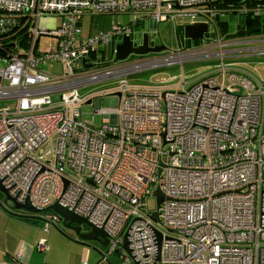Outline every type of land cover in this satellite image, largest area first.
<instances>
[{
  "label": "built area",
  "instance_id": "2783aa9c",
  "mask_svg": "<svg viewBox=\"0 0 264 264\" xmlns=\"http://www.w3.org/2000/svg\"><path fill=\"white\" fill-rule=\"evenodd\" d=\"M223 1L0 0V100L13 102L0 106V184L19 203L28 197L46 209L57 201L103 228L108 243L97 264L114 253L124 264H152L157 234L155 264H264V79L236 67L243 57L264 59V32L238 34L247 14L264 15V0ZM118 13L133 17L81 39L84 15ZM224 13L237 22L221 32ZM186 18L208 25L189 46L176 34ZM145 20L171 23L175 47L97 58ZM41 35L54 43L40 48ZM188 62L215 68L190 84L182 72L174 88L128 81ZM55 63L59 73L41 68ZM104 81L117 84L80 95ZM105 93L114 98L109 108L98 99ZM91 101L100 124L81 118ZM158 187L164 199L149 211L145 199ZM38 215L43 231L61 221L52 210ZM37 248L47 250L45 238Z\"/></svg>",
  "mask_w": 264,
  "mask_h": 264
},
{
  "label": "rangeland",
  "instance_id": "374dc122",
  "mask_svg": "<svg viewBox=\"0 0 264 264\" xmlns=\"http://www.w3.org/2000/svg\"><path fill=\"white\" fill-rule=\"evenodd\" d=\"M133 17L130 13H118V14H86L83 16L81 21V39L86 40L88 37L93 36L100 28L103 27L104 21L109 19V25L112 22H120L121 24H126ZM235 14L224 13L220 16L219 20L226 22L228 24V30L233 29V25L237 22ZM197 21H201V18H197ZM179 22V21H178ZM190 23L189 19H185L183 23L179 22L181 26L188 25ZM148 32L156 43H163L166 48L172 49L175 47V34L173 32V26L167 21L159 22L155 27L154 25H149V21L145 20L134 25L131 30V40L135 44H139L142 38V34ZM121 41V39H119ZM51 43H54V39L47 35H41L39 40V47L47 46ZM117 43V42H116ZM190 45V44H189ZM188 45V46H189ZM115 45L109 44L104 45L100 48V51L96 54L102 62H106L114 59L115 56ZM243 61L237 63L236 67H240L250 75L257 77L258 79H264V59H257L253 57H243ZM214 63L212 62H188L183 64V67L178 65L173 67H164L154 70H147L140 72L131 76L128 80L130 84L138 86H157L164 88H174L178 82V76L183 72L185 79L189 84L193 82L200 74L207 73ZM44 70H49L54 73H59L61 67L59 63H55L53 67L49 65L41 67ZM52 69V70H51ZM117 82L114 81H104L89 85L79 89L80 95H85L88 93L103 92L107 91L116 86ZM100 106L102 108H109L113 105L114 99L112 95L107 93L102 94L99 98ZM7 105L12 106L13 102L11 101H0V106ZM95 102L91 101L90 103L83 104L81 106V118L82 120L89 122L93 118L94 124H100L102 120V115L100 113H94ZM0 197L3 198L4 195L0 193ZM145 207L149 211L156 209V201L153 196H149L145 199ZM67 230V229H66ZM70 231V230H67ZM71 232V231H70Z\"/></svg>",
  "mask_w": 264,
  "mask_h": 264
},
{
  "label": "crops",
  "instance_id": "0c3cea01",
  "mask_svg": "<svg viewBox=\"0 0 264 264\" xmlns=\"http://www.w3.org/2000/svg\"><path fill=\"white\" fill-rule=\"evenodd\" d=\"M149 25L152 24L149 22ZM110 26L106 19L96 33L106 31ZM19 213L22 212L8 211L0 205V264H82L83 261L97 264L100 260L105 247L99 242L80 241L60 223L43 231L40 221L28 220ZM41 238L46 239V251L37 248ZM105 264L124 263L114 253L108 256Z\"/></svg>",
  "mask_w": 264,
  "mask_h": 264
},
{
  "label": "water",
  "instance_id": "95a60500",
  "mask_svg": "<svg viewBox=\"0 0 264 264\" xmlns=\"http://www.w3.org/2000/svg\"><path fill=\"white\" fill-rule=\"evenodd\" d=\"M240 28L243 29V26ZM207 31H208V25L203 22H197L190 25L182 26V33L184 38L191 41L202 40L204 34ZM149 38H150L149 33L145 32L142 34L141 44L137 46H133V43L129 38V36H123L121 42L117 43L115 46L114 60H124L130 54H147L151 52H159L166 49V46L164 44L154 45L153 41L148 42ZM86 67H88L87 64L85 65V68ZM0 193L4 195L2 202L4 204H7L13 210H20L27 213H32L34 215L47 210H52L60 217L61 226L64 229L70 230L72 233H74V235L80 241H84V242L97 241L103 247L107 246L108 236L106 232L103 230V228L97 227L96 225L90 223L85 218L76 215L72 211L58 204L57 201L51 204L46 209H37L31 205L28 197L26 198L24 203L17 202L12 196L9 195L8 191L1 184H0ZM153 196L156 201V208H159L161 202L164 199V195L159 189V187L156 188V190L153 193ZM13 210L11 211L15 212ZM18 215L23 218L24 217L26 218L25 215L22 214H18ZM35 218L39 219V216L35 215ZM160 243H161V238L160 235L157 234V243H156L157 254L155 257V261H158L160 258ZM122 249L127 253H129L127 232H125L123 235ZM155 261L152 264H155ZM132 264H140V263L134 261L132 262Z\"/></svg>",
  "mask_w": 264,
  "mask_h": 264
},
{
  "label": "trees",
  "instance_id": "16d2710c",
  "mask_svg": "<svg viewBox=\"0 0 264 264\" xmlns=\"http://www.w3.org/2000/svg\"><path fill=\"white\" fill-rule=\"evenodd\" d=\"M256 1H258V0H224L221 3V5L226 7V6H228V3L234 4V5H239L241 2H243L244 4H247L249 6V5H252ZM233 11L236 12V8H234ZM216 18H217V22H219L220 31L224 32L225 30H227L228 24L226 22L220 21L219 16H217ZM242 20H243L242 25L238 27L239 28L238 34L264 32V15L253 16V15L247 14ZM242 26H244V29L240 28ZM176 34H177L178 38L180 40H182V42L186 45L192 44V43H197V40L196 41H190L188 39L183 38L184 36L182 33V27L181 26H179L177 28ZM26 219L34 221V222H37V221L41 222V220H37L34 218H27L26 217Z\"/></svg>",
  "mask_w": 264,
  "mask_h": 264
},
{
  "label": "bare ground",
  "instance_id": "6f19581e",
  "mask_svg": "<svg viewBox=\"0 0 264 264\" xmlns=\"http://www.w3.org/2000/svg\"><path fill=\"white\" fill-rule=\"evenodd\" d=\"M87 68V67H86ZM147 68H149V67H147ZM158 69V68H157ZM152 70H154V69H152ZM114 99V98H113ZM0 101H2V100H0ZM1 198V197H0ZM2 199L3 198H1V200H0V205L2 206V207H4L6 210H8V211H11V210H13V209H11L7 204H4L3 202H2ZM10 203V202H9ZM13 211H15V212H24V211H20V210H13ZM19 214H22V215H25L27 218H34V219H37V218H35V215H38V214H32V213H27V212H24V213H19ZM39 216V215H38ZM37 220H41V218H40V216H39V219H37ZM60 223V225H61V222H59ZM124 263V262H123Z\"/></svg>",
  "mask_w": 264,
  "mask_h": 264
},
{
  "label": "flooded vegetation",
  "instance_id": "af4514ba",
  "mask_svg": "<svg viewBox=\"0 0 264 264\" xmlns=\"http://www.w3.org/2000/svg\"><path fill=\"white\" fill-rule=\"evenodd\" d=\"M22 213H24V212H22Z\"/></svg>",
  "mask_w": 264,
  "mask_h": 264
}]
</instances>
